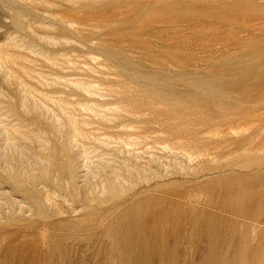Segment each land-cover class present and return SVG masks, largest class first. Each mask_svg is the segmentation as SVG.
I'll use <instances>...</instances> for the list:
<instances>
[{"label":"rangeland","instance_id":"374dc122","mask_svg":"<svg viewBox=\"0 0 264 264\" xmlns=\"http://www.w3.org/2000/svg\"><path fill=\"white\" fill-rule=\"evenodd\" d=\"M240 202L264 223V0H0V264H264Z\"/></svg>","mask_w":264,"mask_h":264},{"label":"bare ground","instance_id":"6f19581e","mask_svg":"<svg viewBox=\"0 0 264 264\" xmlns=\"http://www.w3.org/2000/svg\"><path fill=\"white\" fill-rule=\"evenodd\" d=\"M207 156V155H206ZM205 156V157H206ZM244 202H240V203H238V204H236V205H234L233 206V208L231 209V213H233L235 216H239V217H242V218H244V219H248V220H252V221H256V222H258V223H261V224H264L263 222H261V221H259V220H257V218H256V214H257V211H255L254 212V214H248V213H246L245 211H243L244 210ZM231 208V207H230ZM156 218V220H154V222L156 223V224H158L159 222V220H160V222L161 221H163V220H165V219H169L168 218V216L166 215V214H164V213H161V212H159L158 213V215L157 216H155ZM139 221H140V219L139 220H137V222H135V225L134 226H136V229H133V227L130 229H126L125 230V232H126V234L127 235H130V234H132V233H134V234H136V235H138V236H141V237H144V235L146 234V227H144L143 226V224H142V219H141V222L139 223ZM133 229V230H132ZM194 228H192V230H193ZM205 232L209 235V236H212V233H213V230L210 228V227H208L207 228V230H205ZM162 235V233H160L159 231H156L155 232V236H157V237H161V235ZM146 247V246H145Z\"/></svg>","mask_w":264,"mask_h":264}]
</instances>
